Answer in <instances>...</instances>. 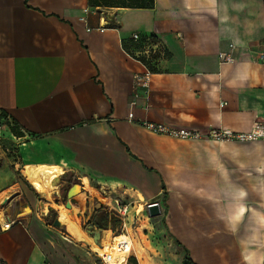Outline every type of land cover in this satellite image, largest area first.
Instances as JSON below:
<instances>
[{
    "label": "crops",
    "instance_id": "1",
    "mask_svg": "<svg viewBox=\"0 0 264 264\" xmlns=\"http://www.w3.org/2000/svg\"><path fill=\"white\" fill-rule=\"evenodd\" d=\"M220 3L228 24L208 12L195 19L184 0H153L151 8L0 0V112L18 126L21 135L9 134L29 181L39 166L44 173L57 169L56 176H70L69 188L78 183L88 198L95 191L137 205L163 203L166 192L169 233L194 264H240L235 241L213 206L188 192L178 198L180 190L171 183L174 176L197 188L216 182L206 155L212 140H177L140 122L248 131L264 119V62L255 60L264 52V0ZM134 31L157 36L163 52L151 65L147 93L131 105L133 75L143 70L124 50ZM236 37L243 46L233 47ZM219 52L233 61L220 63ZM242 62L251 66L249 80L228 87ZM228 65L227 75L218 79ZM214 86L220 89L215 99ZM216 113H222V122L213 118ZM225 164L234 170L233 180L246 186L235 165L226 158ZM32 187L0 167V258L8 264H96L84 242L47 221L52 204ZM69 201L74 211L82 207Z\"/></svg>",
    "mask_w": 264,
    "mask_h": 264
},
{
    "label": "clouds",
    "instance_id": "2",
    "mask_svg": "<svg viewBox=\"0 0 264 264\" xmlns=\"http://www.w3.org/2000/svg\"><path fill=\"white\" fill-rule=\"evenodd\" d=\"M184 7L197 20L203 19L201 14L204 12L218 17L221 24H228L230 20L226 6H222L220 0H184ZM240 46L243 42L236 37L233 47ZM230 67L222 68L217 78H224ZM251 74L250 64L242 62L227 80V86L243 87ZM219 91L214 86L210 95L215 99ZM213 118L218 123L223 121L222 113H216ZM209 145L206 148L207 163L216 173V182L209 188H197L174 176L172 187L180 190L176 193L178 198L188 192L213 206L216 218L235 241L240 264H264V128L252 124L240 143L217 139ZM225 158L245 178L246 186L233 180L234 170L226 166ZM253 195L255 203L250 202Z\"/></svg>",
    "mask_w": 264,
    "mask_h": 264
},
{
    "label": "rangeland",
    "instance_id": "3",
    "mask_svg": "<svg viewBox=\"0 0 264 264\" xmlns=\"http://www.w3.org/2000/svg\"><path fill=\"white\" fill-rule=\"evenodd\" d=\"M9 131L5 120L0 121V167L6 165L9 169L13 170L14 180L18 181L23 186L30 185L34 187L33 182L38 179V177L45 182L48 177L50 178L49 175L51 174L43 176V173L40 172L41 167L38 166L34 167L30 173V183L28 173L24 171V167L20 166V154L17 143L12 139L9 134L11 131ZM56 170L57 169H52L51 171L55 172ZM56 175L55 173V176ZM56 177L54 185L51 186L50 182H48V190L45 193L38 192L35 187V189L32 187L43 199H45V201L51 202L52 204V210L50 209L51 211L48 212L47 221L52 224L55 218L61 219L59 214L60 207L63 209H70L75 213L79 219L78 225L65 222L61 219L64 225L60 229H62L68 237H74L76 242H84L83 244L80 243L81 246L90 252L96 264H103L97 252L104 251L102 249L105 247L104 242L106 239L110 241L113 236L120 233L131 237L136 246L139 259L133 249L130 251V254L126 256L125 261H120L121 256H119L117 252L107 250L106 252L115 254V262L118 261L119 264H124V262H126V264H133L131 259H129L130 257H134L137 264H183L182 258L184 256V251L176 247L172 241V237L169 235V229L165 222L167 210L163 209L164 204L161 202V199L155 200L159 202L161 208L160 214L155 216L147 214L146 209L142 208L144 207L143 203H138L136 205V203L133 202L130 213L132 215L131 217H134V219L127 224V229H122L121 224L115 228L109 226L105 229H101L99 241L95 242L92 238L91 231L98 227L94 225L90 227V224H92V217L95 213L94 210L106 209L112 206L115 196L105 197L106 195L102 193L98 196L95 191H91V193H89L90 198H88L82 193H77L71 198V202L74 200L75 205H82V207H75L74 211L72 208L65 205V202L68 200L66 191L73 182L72 178L68 175H63L61 177L58 175ZM141 208L142 210L140 212L136 211ZM1 210L3 213L0 204V211ZM77 235L80 236L78 237Z\"/></svg>",
    "mask_w": 264,
    "mask_h": 264
},
{
    "label": "built area",
    "instance_id": "4",
    "mask_svg": "<svg viewBox=\"0 0 264 264\" xmlns=\"http://www.w3.org/2000/svg\"><path fill=\"white\" fill-rule=\"evenodd\" d=\"M103 27H100L99 30H103ZM131 44L129 47H125L124 50L127 56L133 58L137 62H139L143 66V70L140 72H136L133 75V86H132V96L133 100H131L130 104L133 105L135 103V99L138 96L145 95L148 91L150 85V79L152 75L151 65L154 60L157 59L159 55L162 54L163 50L161 47V42L159 38L152 34H141L137 31H134L130 34ZM218 58L220 63H230L233 61L232 57L225 53L219 52ZM256 61L264 62V52H259L256 57ZM225 102H221L223 105ZM128 118H132V113L128 114ZM6 119V118H4ZM253 124L258 125L261 128H264V119H259L253 122ZM140 125L143 126L148 131L159 134L169 136L173 139L177 140H199V139H208V140H217L222 139L225 141H233V142H241L243 136L247 134L248 131H234L229 128H214L210 127L207 129H193V128H179L173 127L169 125H165L162 123H156L152 121H142ZM227 133V134H226ZM158 204L160 208V204L157 201H149L144 203L143 209H146L148 214V209L151 205ZM133 205L132 201H122L118 198L114 199V204L104 209L116 217L119 218L122 229H127V224L132 222L134 217H131L130 209ZM137 211V210H136ZM161 211V208H160ZM12 222V221H11ZM9 223L4 224V226H8ZM103 264H110V257L107 254H103L97 252ZM0 264H8L4 260L0 258ZM42 264H51L48 260L43 261ZM126 264V262H124Z\"/></svg>",
    "mask_w": 264,
    "mask_h": 264
},
{
    "label": "trees",
    "instance_id": "5",
    "mask_svg": "<svg viewBox=\"0 0 264 264\" xmlns=\"http://www.w3.org/2000/svg\"><path fill=\"white\" fill-rule=\"evenodd\" d=\"M89 5L93 7H137V8H151L153 6V0H88ZM4 113L0 112V121L4 120ZM6 125L8 126L11 133L14 135H21L16 122L5 120ZM167 194L163 192L162 200L163 204L166 207ZM52 210V208H51ZM120 224V220L114 214L104 210L98 209L95 211L92 217V225L98 227L99 229H105L109 226L115 228ZM173 243L177 248H180L184 251V256L182 258L183 264H194L191 258L189 257V251L185 248L177 239H175L171 234ZM133 264H137L134 257H130Z\"/></svg>",
    "mask_w": 264,
    "mask_h": 264
},
{
    "label": "bare ground",
    "instance_id": "6",
    "mask_svg": "<svg viewBox=\"0 0 264 264\" xmlns=\"http://www.w3.org/2000/svg\"><path fill=\"white\" fill-rule=\"evenodd\" d=\"M51 170L52 169L48 170L47 173H44V169L43 168L40 169V172L43 173V176H45L46 174H51V175H49L50 178L48 177V179H46L45 182H43L40 177H38V179H36L33 182V185H34V187L36 188V190L38 192H43V193L47 192V190H48V185H47L48 182H50L51 186L54 185V183L56 182V176H54V175H55V172L57 170L55 172H52ZM0 212L2 213V210ZM59 214H60L61 219L63 221L71 222V223H74L75 225H78V223H79L78 220L79 219H78L77 215L75 213H73L70 209H63L62 207H60L59 208ZM104 244H105V247H104V249H102L104 251H101L100 253L109 255L110 264H115V263L119 264V262L118 261L115 262V254H112V252H106L107 250H111V251L117 252L118 255L121 256L120 261H125L126 260V256L130 254V251L132 249H134V251H135V249H136V246H135L133 240L131 239V237L126 235V234H123V233H120V234H118L116 236H113L110 241H107V239H106ZM136 252H137V250H136ZM137 257L139 259V255L138 254H137Z\"/></svg>",
    "mask_w": 264,
    "mask_h": 264
},
{
    "label": "water",
    "instance_id": "7",
    "mask_svg": "<svg viewBox=\"0 0 264 264\" xmlns=\"http://www.w3.org/2000/svg\"><path fill=\"white\" fill-rule=\"evenodd\" d=\"M57 178V177H56ZM77 193H80V186L78 183H75L74 185H72L67 191H66V197L68 198L67 202H66V206L67 207H71V203L69 201V199H71L74 195H76ZM55 195V194H54ZM148 214L150 216H155L160 214V208L158 206V204H153L149 207L148 209ZM52 225L54 227L57 228H62L63 227V222H61L58 218H55L52 222ZM90 227H93L92 224H90ZM100 233H101V229L99 228H94L91 231V235L92 238L94 239L95 242L99 241L100 238Z\"/></svg>",
    "mask_w": 264,
    "mask_h": 264
}]
</instances>
